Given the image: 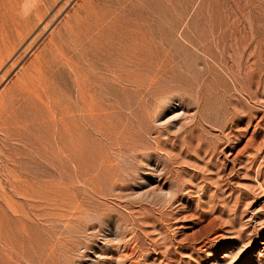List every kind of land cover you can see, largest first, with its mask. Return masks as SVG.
<instances>
[{"label": "rangeland", "instance_id": "374dc122", "mask_svg": "<svg viewBox=\"0 0 264 264\" xmlns=\"http://www.w3.org/2000/svg\"><path fill=\"white\" fill-rule=\"evenodd\" d=\"M0 264H264V0H0Z\"/></svg>", "mask_w": 264, "mask_h": 264}, {"label": "bare ground", "instance_id": "6f19581e", "mask_svg": "<svg viewBox=\"0 0 264 264\" xmlns=\"http://www.w3.org/2000/svg\"><path fill=\"white\" fill-rule=\"evenodd\" d=\"M28 1V0H27ZM3 27V26H2ZM128 49V48H127ZM121 52V51H120ZM111 57V56H110ZM159 65V64H158ZM110 71V70H109ZM124 71V70H123ZM139 76V75H138ZM111 77V76H110ZM134 77V76H133ZM100 79V78H99ZM98 80V79H97ZM105 81V80H104ZM108 81V80H107ZM102 82V81H101ZM114 84V83H113ZM118 86V85H117ZM125 88V87H124ZM29 89V88H28ZM126 90V89H125ZM39 93V92H38ZM92 104V103H91ZM89 106H90V104H89ZM96 107V106H95ZM94 109V108H93ZM96 109V108H95ZM51 112V111H50ZM107 112V111H106ZM91 113V112H90ZM86 114V113H85ZM90 115V114H89ZM92 115V114H91ZM97 115V114H96ZM95 115V116H96ZM69 116V115H68ZM78 116V115H77ZM103 116V115H102ZM89 117V116H88ZM90 118V117H89ZM96 118V117H95ZM100 118V117H99ZM84 119V118H83ZM91 119V118H90ZM95 120V119H94ZM57 122V121H56ZM93 122V121H92ZM66 130H67V128H66ZM64 131V130H63ZM67 133V132H66ZM58 134V133H57ZM59 135V134H58ZM41 146V145H40ZM62 147V146H61ZM70 147V146H69ZM66 148V147H65ZM64 148V149H65ZM66 150H68V148L66 149ZM66 153V152H65ZM67 153H68V151H67ZM74 158V157H73ZM76 158V157H75ZM71 160V159H70ZM74 165H76V164H74ZM78 165V164H77ZM48 166V165H47ZM28 167V166H27ZM76 167V166H75ZM51 168V167H50ZM74 168V167H73ZM59 170V169H58ZM25 171V170H24ZM26 172V171H25ZM62 177V176H61ZM64 178V177H63ZM75 181V180H74ZM43 183V182H42ZM48 188V187H47ZM58 189V188H57ZM30 191L28 190V193H29ZM45 192V191H44ZM44 192H43V194H44ZM62 192V191H61ZM64 192V191H63ZM25 193H27V192H25ZM27 193V194H28ZM24 194V193H23ZM26 194V195H27ZM33 194V193H32ZM43 194H42V197H43ZM39 195V194H38ZM28 196V195H27ZM30 196V195H29ZM40 197H41V194L39 195ZM45 196V195H44ZM56 196V195H55ZM46 197V196H45ZM52 197V196H51ZM46 200V199H45ZM26 202V201H25ZM40 204V203H39Z\"/></svg>", "mask_w": 264, "mask_h": 264}]
</instances>
